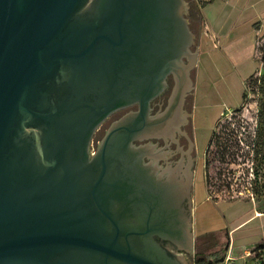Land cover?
<instances>
[{
    "label": "water",
    "instance_id": "water-1",
    "mask_svg": "<svg viewBox=\"0 0 264 264\" xmlns=\"http://www.w3.org/2000/svg\"><path fill=\"white\" fill-rule=\"evenodd\" d=\"M186 12L0 0V264H191L193 174L165 188L133 145L166 77L196 65ZM134 105L90 156L97 127Z\"/></svg>",
    "mask_w": 264,
    "mask_h": 264
},
{
    "label": "rangeland",
    "instance_id": "rangeland-1",
    "mask_svg": "<svg viewBox=\"0 0 264 264\" xmlns=\"http://www.w3.org/2000/svg\"><path fill=\"white\" fill-rule=\"evenodd\" d=\"M185 1L200 13L203 3L210 0ZM191 25L190 29L194 33L196 25L195 23ZM261 35L256 38L257 69L244 83L239 112L225 110L217 117L215 123L208 117L206 126L204 125L206 130L203 143L210 136L211 130L214 138L207 149L208 153L203 151L206 160L198 161L197 193L200 197L195 200L198 211L195 213L194 260L205 259L208 254L229 241L227 229H223L227 226L224 222L227 214L221 212L222 204H231L235 201H243V204L251 203L257 213L264 215V149L262 148L256 157L255 146H250L248 150L246 147L239 148L238 151L227 147L230 139L235 138L234 135L239 139H249L247 141L255 144L258 125L260 122L264 123V38L260 37ZM194 106L196 109L195 103ZM220 147L223 148L220 150ZM253 234L249 233V237L236 240L237 247L234 250L229 243L230 260L222 264H260V261L254 260L249 255L253 249L250 246L257 242ZM242 245L243 247H239Z\"/></svg>",
    "mask_w": 264,
    "mask_h": 264
},
{
    "label": "crops",
    "instance_id": "crops-1",
    "mask_svg": "<svg viewBox=\"0 0 264 264\" xmlns=\"http://www.w3.org/2000/svg\"><path fill=\"white\" fill-rule=\"evenodd\" d=\"M198 11L193 20L197 36L194 103L201 118L211 112L216 117L239 107L244 83L257 69L256 38L264 34V0H210ZM251 205L243 201L221 205V212L227 214L223 229L233 250L236 240L249 233H254L256 243L264 239V215Z\"/></svg>",
    "mask_w": 264,
    "mask_h": 264
},
{
    "label": "flooded vegetation",
    "instance_id": "flooded-vegetation-1",
    "mask_svg": "<svg viewBox=\"0 0 264 264\" xmlns=\"http://www.w3.org/2000/svg\"><path fill=\"white\" fill-rule=\"evenodd\" d=\"M186 4L187 12L185 16L192 28L191 24L194 23L193 20L197 12L189 2H186ZM183 61L188 64L187 59ZM194 73L195 67L187 72L186 78L183 75L175 76L173 74L166 77L162 92L149 103L146 132L144 134L140 133L139 138L133 143L138 149L142 166L151 169L153 175L159 182L164 184L165 188L174 185L177 187L183 186L186 175L192 172L190 198L192 205L193 253L195 248V213L198 211L195 200L200 197L197 193L199 189L197 187L199 186L197 181L198 161L203 162L206 160V154L203 151L208 153L207 149L212 144L210 136L203 143L206 130L205 124L208 117L210 121H215L222 114L221 112L215 117L214 112H211L212 117L210 115H206L204 118L199 116L194 106ZM131 112H139L138 106L134 105L114 112L97 127L89 144L90 156L95 154L109 127ZM190 259L191 264H194L193 257Z\"/></svg>",
    "mask_w": 264,
    "mask_h": 264
},
{
    "label": "trees",
    "instance_id": "trees-1",
    "mask_svg": "<svg viewBox=\"0 0 264 264\" xmlns=\"http://www.w3.org/2000/svg\"><path fill=\"white\" fill-rule=\"evenodd\" d=\"M203 4H205V3H203ZM260 37L264 38V34H262ZM233 112L238 113L239 112L238 108L236 110H234ZM212 132H213V130L211 131V134H210L211 143H213V138H214V135ZM255 135H256L255 136V138H256L255 144H252L251 142L247 141L249 139H246V138L245 139H239V138H237L236 135H234L235 138L230 139V141L227 144V147L228 148L231 147L232 149L234 148L236 151H238L239 148L243 149V147H246L248 150L250 146H255L254 147L255 148L254 154L257 157L260 154L262 148L264 149V123L263 122H260V124L258 125V129H257ZM222 148L223 147H220V150ZM228 250H229V241H226V243L223 244L218 250L208 254V256L205 259H197V260L195 259L194 264H222L224 259H225V256L227 255ZM263 254H264V239H262L261 241H259L258 243H256L253 246V249L249 255L254 260L260 261V264H264V257H262Z\"/></svg>",
    "mask_w": 264,
    "mask_h": 264
},
{
    "label": "built area",
    "instance_id": "built-area-1",
    "mask_svg": "<svg viewBox=\"0 0 264 264\" xmlns=\"http://www.w3.org/2000/svg\"><path fill=\"white\" fill-rule=\"evenodd\" d=\"M228 260H230V253H229V251L227 252V255L225 256V259H224L223 262H226Z\"/></svg>",
    "mask_w": 264,
    "mask_h": 264
}]
</instances>
